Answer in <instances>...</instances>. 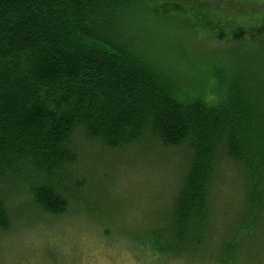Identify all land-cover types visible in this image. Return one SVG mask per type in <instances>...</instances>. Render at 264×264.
Returning <instances> with one entry per match:
<instances>
[{"label":"trees","instance_id":"trees-1","mask_svg":"<svg viewBox=\"0 0 264 264\" xmlns=\"http://www.w3.org/2000/svg\"><path fill=\"white\" fill-rule=\"evenodd\" d=\"M161 1L0 0V232L24 199L42 214L70 211L91 173L89 152L148 146L185 164L145 246L152 255L209 250L213 198L229 170L243 203L218 263L240 264L241 245L264 233V51L231 68L214 61L191 81L158 38V23L176 20L164 14L182 3ZM181 1L210 17L211 0ZM260 13L243 14L256 21L247 27L226 14L207 23L249 33L262 50Z\"/></svg>","mask_w":264,"mask_h":264},{"label":"rangeland","instance_id":"rangeland-1","mask_svg":"<svg viewBox=\"0 0 264 264\" xmlns=\"http://www.w3.org/2000/svg\"><path fill=\"white\" fill-rule=\"evenodd\" d=\"M211 1L208 20L179 0L182 5L176 4L177 12L164 14H173L176 20L158 23L164 30L158 38L165 53L174 55L194 82L209 73L214 61L231 68L236 59L245 58V52L264 51V44H258L259 50L247 37L249 33L234 35L232 25L221 31L207 23L226 14L229 21L247 27L254 20L243 14L262 15L264 0ZM152 6L162 10L159 3L152 2ZM87 157L91 173L86 187L66 214H42L28 199L12 204L18 213L10 230L0 232V264H219V253L240 218L243 203V183L235 172H225L215 190L209 250L195 256L161 258L145 246L163 224L185 170L183 160L176 153L148 146L109 153L93 150ZM239 262L264 264V233L241 245Z\"/></svg>","mask_w":264,"mask_h":264}]
</instances>
